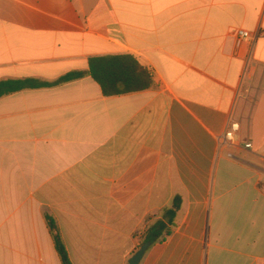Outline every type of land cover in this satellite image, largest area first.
Returning a JSON list of instances; mask_svg holds the SVG:
<instances>
[{"label":"crops","instance_id":"0c3cea01","mask_svg":"<svg viewBox=\"0 0 264 264\" xmlns=\"http://www.w3.org/2000/svg\"><path fill=\"white\" fill-rule=\"evenodd\" d=\"M239 29L256 40L237 49ZM109 55L154 87L56 83ZM8 80L52 86L0 98V264H62L46 216L72 264H129L176 199L140 264L264 261V0H0Z\"/></svg>","mask_w":264,"mask_h":264},{"label":"trees","instance_id":"16d2710c","mask_svg":"<svg viewBox=\"0 0 264 264\" xmlns=\"http://www.w3.org/2000/svg\"><path fill=\"white\" fill-rule=\"evenodd\" d=\"M86 76L91 77L100 85L106 97L142 92L154 87V81L148 71L130 55H109L91 58L89 60V71L68 74L56 83H68ZM48 86H52V84L37 83L33 80L2 81L0 82V98L25 89ZM180 203L181 200L176 199L174 202L176 210L168 212V216L171 218L169 224L158 222L148 229L145 242H150L151 246H153L158 242L165 241L166 238L172 235L173 230L169 226L173 223L176 211L180 208ZM46 221L62 264H72L55 220L46 216Z\"/></svg>","mask_w":264,"mask_h":264},{"label":"built area","instance_id":"2783aa9c","mask_svg":"<svg viewBox=\"0 0 264 264\" xmlns=\"http://www.w3.org/2000/svg\"><path fill=\"white\" fill-rule=\"evenodd\" d=\"M256 38L257 36L255 34L247 30H243V29H239L234 33V40H235L237 49L250 46L256 40ZM241 130H242L241 123L238 121L232 120L230 122V129L228 130V132L225 134V136L220 142L221 148L223 147L233 148V147L239 146L237 138L239 134L241 133ZM241 147H243L246 150H251L253 149V144L249 140L247 142L242 143ZM228 157L234 158L233 153L229 152ZM148 229L149 227L145 226L144 228L138 230L134 235V238L137 241V244H138L137 246L139 249H141V247L145 243ZM259 264H264V261L260 262Z\"/></svg>","mask_w":264,"mask_h":264},{"label":"water","instance_id":"95a60500","mask_svg":"<svg viewBox=\"0 0 264 264\" xmlns=\"http://www.w3.org/2000/svg\"><path fill=\"white\" fill-rule=\"evenodd\" d=\"M150 246V242H145L141 249L132 257L129 264H140Z\"/></svg>","mask_w":264,"mask_h":264},{"label":"rangeland","instance_id":"374dc122","mask_svg":"<svg viewBox=\"0 0 264 264\" xmlns=\"http://www.w3.org/2000/svg\"><path fill=\"white\" fill-rule=\"evenodd\" d=\"M260 153H262V154L264 153V148L261 149Z\"/></svg>","mask_w":264,"mask_h":264}]
</instances>
